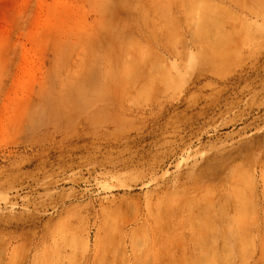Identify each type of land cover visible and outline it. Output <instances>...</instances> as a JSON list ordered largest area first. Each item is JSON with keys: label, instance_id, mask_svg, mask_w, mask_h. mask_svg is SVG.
<instances>
[{"label": "rangeland", "instance_id": "374dc122", "mask_svg": "<svg viewBox=\"0 0 264 264\" xmlns=\"http://www.w3.org/2000/svg\"><path fill=\"white\" fill-rule=\"evenodd\" d=\"M0 264H264V0H0Z\"/></svg>", "mask_w": 264, "mask_h": 264}]
</instances>
